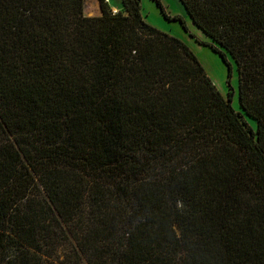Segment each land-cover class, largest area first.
<instances>
[{"label":"trees","instance_id":"1","mask_svg":"<svg viewBox=\"0 0 264 264\" xmlns=\"http://www.w3.org/2000/svg\"><path fill=\"white\" fill-rule=\"evenodd\" d=\"M178 1L241 112L141 0H0V264H264V0Z\"/></svg>","mask_w":264,"mask_h":264},{"label":"rangeland","instance_id":"2","mask_svg":"<svg viewBox=\"0 0 264 264\" xmlns=\"http://www.w3.org/2000/svg\"><path fill=\"white\" fill-rule=\"evenodd\" d=\"M106 2L112 13H116L121 9L120 0H106ZM159 2L166 16H180L183 19L186 31H184L182 25L178 21L166 20L152 0H141L140 2L144 21L159 31L180 39L195 55L206 75L224 98L227 97L229 86L232 88L233 95L231 97V106L235 111L241 112L238 105L237 71L235 64L228 56L226 57L231 64V73L230 77H228L227 66L223 62L222 57L209 46L213 43L192 24L179 1L159 0ZM83 13L87 17L99 16L100 8L98 0H83ZM243 120L248 126L255 129V122L245 116H243Z\"/></svg>","mask_w":264,"mask_h":264},{"label":"crops","instance_id":"3","mask_svg":"<svg viewBox=\"0 0 264 264\" xmlns=\"http://www.w3.org/2000/svg\"><path fill=\"white\" fill-rule=\"evenodd\" d=\"M121 6V5H120ZM120 9V8H119Z\"/></svg>","mask_w":264,"mask_h":264}]
</instances>
